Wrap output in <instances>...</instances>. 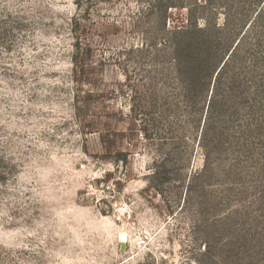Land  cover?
<instances>
[{
  "label": "rangeland",
  "instance_id": "374dc122",
  "mask_svg": "<svg viewBox=\"0 0 264 264\" xmlns=\"http://www.w3.org/2000/svg\"><path fill=\"white\" fill-rule=\"evenodd\" d=\"M0 264H264V0H0Z\"/></svg>",
  "mask_w": 264,
  "mask_h": 264
},
{
  "label": "trees",
  "instance_id": "16d2710c",
  "mask_svg": "<svg viewBox=\"0 0 264 264\" xmlns=\"http://www.w3.org/2000/svg\"><path fill=\"white\" fill-rule=\"evenodd\" d=\"M175 50V49H174ZM178 51V49H176V52Z\"/></svg>",
  "mask_w": 264,
  "mask_h": 264
},
{
  "label": "built area",
  "instance_id": "2783aa9c",
  "mask_svg": "<svg viewBox=\"0 0 264 264\" xmlns=\"http://www.w3.org/2000/svg\"><path fill=\"white\" fill-rule=\"evenodd\" d=\"M125 211V210H124Z\"/></svg>",
  "mask_w": 264,
  "mask_h": 264
}]
</instances>
